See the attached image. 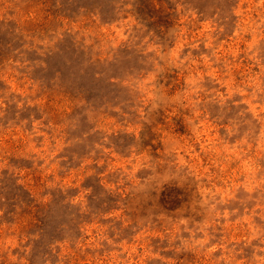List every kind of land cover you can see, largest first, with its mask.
Masks as SVG:
<instances>
[{"label": "rangeland", "instance_id": "obj_1", "mask_svg": "<svg viewBox=\"0 0 264 264\" xmlns=\"http://www.w3.org/2000/svg\"><path fill=\"white\" fill-rule=\"evenodd\" d=\"M0 264H264V0H0Z\"/></svg>", "mask_w": 264, "mask_h": 264}]
</instances>
